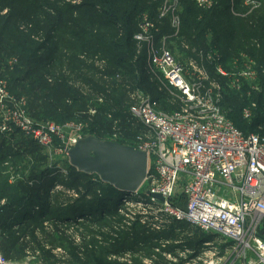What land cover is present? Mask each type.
I'll return each instance as SVG.
<instances>
[{
    "label": "trees",
    "instance_id": "1",
    "mask_svg": "<svg viewBox=\"0 0 264 264\" xmlns=\"http://www.w3.org/2000/svg\"><path fill=\"white\" fill-rule=\"evenodd\" d=\"M223 2H226V0H223ZM5 4L10 7L11 13L2 18L0 40L4 32L11 31V33L16 32L17 34L13 33L12 35L14 42L9 46L11 54L9 56H6V54L0 55V79L7 81L9 90L13 95L28 99L29 103H31L40 94H47L50 90L51 85L49 84L48 87L47 83L52 79L53 71L60 65L58 58L59 44L57 43L58 41L54 42L53 34L59 32L61 43L64 42V27H69V32L71 31L69 24L65 22V16L69 9L54 8V4L49 2V0H5ZM50 9H55V14L52 16L49 14ZM76 11L79 12V18L76 19L80 20L82 18V22L88 25V28H83L82 35L76 33L79 39L75 44V48L78 50L77 56L82 54V50L86 46L94 45V53L102 54L100 56L105 59L106 63L104 68L108 70L101 71L102 87H99L98 82L94 81V72H91L93 67L88 68L91 74L80 73L79 77L81 80H84L88 85L92 84L91 86L94 89L92 94L94 92L98 94L94 98V96L83 97L79 90L77 91L70 87L64 77L65 70L63 69L62 74L55 79V84H60L66 92H69L71 98L56 100L54 104L48 105L45 110L49 111V113L45 117L60 125H64L67 122L80 123L88 117V111L90 107H93L97 112V120L100 121L91 124L84 130L83 135L85 137L92 136L99 140H110L114 133L113 128L116 127L120 132L117 141L123 145L134 146V143L129 139L128 133L131 134L133 131L140 133L143 128L130 122L128 112L131 106L129 98L131 91L137 89L150 95L154 101L158 102L161 109L169 111V108H172V111L176 110L175 107H171L168 103L166 104L164 91H160V88L154 82L149 81L152 77L146 71V48H144V53L138 54L135 40V36L139 33L138 23L142 15L148 14L151 19H155L156 8L146 0H84L82 7L76 8ZM193 14L196 27L202 28V21H198L197 14L194 11ZM41 18L44 20L42 21ZM76 22L75 20L74 25H76ZM21 24L32 26L35 34L43 33L45 38L40 40L33 37L34 34H25L20 28ZM102 30L111 32L106 34ZM155 36L157 40H160L162 34L159 31ZM50 41L52 44H50ZM12 59L13 62L10 63ZM77 61L79 62L76 57L73 58L70 61V65ZM220 61L218 60L219 63H221ZM225 62H228V57L223 63ZM84 67L82 65L81 72L84 71ZM229 73L232 74V72ZM48 75L51 77L47 78ZM214 76L218 77L219 73H215ZM262 78L264 77L262 76ZM262 78H258L257 83L260 84L263 81L261 85H264V79ZM232 79L234 80V77L226 78L229 81H232ZM12 84L13 88L11 87ZM221 84L225 92L227 91L226 93H228L223 98V101L221 100V103H219L226 117L246 136L257 134L264 137V94L251 92L248 95L246 92L247 87L255 84L251 82L245 87L244 94H242L243 97L239 98V95L234 93L235 91L231 92L225 88L227 85L226 81ZM19 87L22 90L18 91ZM97 88L101 90L99 91ZM29 94L31 95L28 96ZM234 97L239 99L235 100ZM99 98H103V102H100ZM69 99L75 104L67 102ZM29 103L27 101V112L32 119H35L30 112ZM253 104L256 105L254 108L252 107ZM248 108L252 109V114L250 118L246 119L244 111ZM40 114H43V111ZM105 130L107 131L105 132ZM20 142L22 145L18 144L19 142L16 144L15 141L16 148L13 147L2 159L10 156L11 159H9L12 164L17 165L26 159L28 153L34 155L32 151L42 152L30 140L21 138ZM42 156H44L43 153L37 160L35 159L34 164L28 162L30 160H27L28 158L25 160L28 163L26 167L27 169L29 168L30 173L25 176L26 180L14 184V187H9L11 185L9 184V176L1 173L5 177L0 179V204L3 200H6V203L3 207H0V239L6 238L7 247L3 253L8 259L17 260L15 256L19 253L18 247L28 234L32 236L33 241H36L37 238L33 230L41 226L46 220L54 219L56 220L55 224L60 220L65 221V223L75 222L80 226L86 227L91 225V223L85 224L87 223L86 221L93 217L94 221L107 226H110L115 220H123L124 217L118 214L119 207H117V203L124 196H128V194L117 190L110 184L104 183L95 174L79 172L70 163H68L70 169L68 181H62L63 184L78 189L79 183L85 182L84 186L87 190L81 198L73 201V204L69 206L62 204V206L52 212L50 198H52L54 186L60 181L59 172L45 167L43 163L46 161V157ZM39 166L40 172L31 177V168L34 169ZM94 178L97 181L94 182ZM29 180L32 182L31 184L27 183ZM19 183L21 185H18ZM22 184L28 187L25 189V186L20 188L19 186H23ZM175 204L184 208V198L178 203L175 202ZM107 213L113 214V216L111 215L114 217L113 222L110 221L109 223L104 218ZM141 217L138 216L136 219ZM80 220H84V222H79ZM20 226L22 227L20 228ZM55 227L56 229L59 228L57 225ZM146 229V226L144 228L135 226L131 232L121 234L114 246L98 245L99 242L94 237L91 245L89 243L85 245L84 260L81 259L79 249L69 239L55 233L52 236V241L69 253L72 258V264H114L109 261L111 255L136 251L135 247L140 244L148 245L151 249L157 248L160 245L154 243V240L176 239L188 233L183 237V239L187 240L185 241V246L195 247L194 250L196 252L205 243L215 240V236L204 234L197 229L191 231L192 228L180 222H174L169 231L151 228L147 233ZM190 231L192 234H190ZM21 234L23 235L21 236ZM95 234L101 233L99 230H95ZM118 244L121 245L118 246ZM175 247L177 246L169 247V250L171 251ZM43 253L45 258L50 259V261L54 258L51 253L46 252L44 249ZM163 257H159L161 261L157 262V264H167ZM21 258L19 257L18 259L20 260ZM51 264L56 263L52 262Z\"/></svg>",
    "mask_w": 264,
    "mask_h": 264
},
{
    "label": "built area",
    "instance_id": "2",
    "mask_svg": "<svg viewBox=\"0 0 264 264\" xmlns=\"http://www.w3.org/2000/svg\"><path fill=\"white\" fill-rule=\"evenodd\" d=\"M150 28L149 23L141 25V32L135 36L139 53L141 44H148L147 74L160 76L167 89L178 91L182 106L178 111L166 113L151 96L140 90L130 92L128 113L130 122L142 126L146 136L137 148L148 155V175L135 193L142 201L133 204L123 199V203L125 207L143 211L141 216L150 219L153 229L165 226L162 218L173 217L174 222L215 236L224 248L229 245L233 254L244 258L243 264H247L249 253L264 264V137L243 134L221 110L219 97L202 92L200 85H192L175 55L164 49L163 43L156 44L147 36ZM219 72L234 77L232 81L239 77ZM257 81L258 78L253 86L264 94V85ZM26 106V99L11 94L7 81L0 79V132L11 136L18 133L22 139L34 142L47 157L49 168L64 173L59 158L63 156L70 162L69 152L86 138L83 132L87 127L73 122L63 126L36 122ZM92 112L96 113V109H91ZM251 114V108L244 111L246 119ZM73 130L77 134L70 142ZM118 138L115 133L109 141L118 142ZM26 159L17 165L10 161L0 164V172L9 176L10 184L25 179L29 170L25 168ZM28 162L34 164L31 159ZM65 189L59 186L56 192H66ZM152 195L165 201L161 203ZM183 198L184 208L175 204ZM125 200L131 204L127 206ZM215 245L214 241L205 243L204 249ZM0 264L30 262L8 259L0 253Z\"/></svg>",
    "mask_w": 264,
    "mask_h": 264
},
{
    "label": "rangeland",
    "instance_id": "3",
    "mask_svg": "<svg viewBox=\"0 0 264 264\" xmlns=\"http://www.w3.org/2000/svg\"><path fill=\"white\" fill-rule=\"evenodd\" d=\"M146 1L155 6L156 18L154 17L155 19H151L148 14L142 15L138 23L139 33L141 32V25L149 23L151 28L147 36L152 37L153 40L156 41V44L163 43V48L170 50L175 55L177 61L182 65L185 76L191 84L194 86L200 85V90L202 92L217 95L220 100L219 103H221V100L223 101V98L228 95V93H226L227 91L225 92L224 87L221 84L222 82L226 81L227 85L225 88L231 92L235 91L234 93L239 95V98H242L244 89L248 84L257 78H262V76L264 77V0H226V2H223V0ZM49 2L54 4V8L64 10L67 8L69 9L65 16V22L69 24L71 31L69 32V27H64L65 35L63 43H61L62 40L59 32H55L53 34L54 42L58 41L57 43L59 44L58 58L60 65H58L56 70L53 71L54 73L52 79H50V82L48 81L47 83L48 87L49 84L51 85L50 90L47 94H40V96L32 100L31 103H29L28 99H26V101L29 103L30 112L35 118L33 119L34 121L39 123L50 122L57 124L55 121L48 120L45 117V115L49 113V111H46L45 109L48 105L54 104L56 100L71 98L68 91L66 92L60 84H55V79L62 74V70H65L64 77L67 79V83L70 87H73L77 91L79 90L81 92L79 93L83 97L94 96L95 98L98 94L95 92L92 94L94 91L93 86H91L92 84L90 83L88 85L84 80L80 79L79 75L80 73L91 74L88 68L93 67L91 68V72H94V81L98 82L97 84L99 87H102L100 74L101 71H107L108 69L104 68L106 63L105 59H102L100 56L102 54L94 53V45L86 46L85 49L82 50V54L77 56L78 50L75 48V44L79 39L78 36H76V33L82 35L83 28H88V25L82 22V18H80L81 21L76 19L79 18V12L76 11V8H81L84 0H49ZM50 10L49 14L51 16L54 15L55 9ZM193 11L197 14L198 21H202V28L196 27ZM10 13L11 9L5 4V0H0V29L3 24L2 18L6 17ZM41 20L43 21L44 19L41 18ZM75 20L77 21L76 25H74ZM26 26L27 25L21 24L20 27L22 32L25 34H34L33 37L40 40L45 38L43 33L35 34L32 26ZM97 30L99 32L98 28ZM159 31L161 32L162 37L160 40H157L155 35L159 33ZM102 32L109 34L111 31L102 30ZM13 33H11V31L2 33L0 40V55L6 54V56H9L11 54L9 46L14 42L12 39ZM50 44H52L51 41ZM144 48H146L147 53V50H149L147 42L141 44L140 53H144ZM137 49L138 54H140L138 43ZM75 57L79 60V62L77 61L70 65V61ZM227 57L228 62L223 63ZM218 60H221V63H219ZM12 62L13 59L10 63ZM82 65L85 67L83 68L84 71L81 72L80 70ZM219 71L232 72L239 75V77H237L235 81H229L226 80L229 76L223 75ZM215 73H219V76H214ZM48 77L51 76L48 75L47 78ZM159 77L154 76L150 78L149 81L152 83L154 82L158 88L163 89L166 104L168 103L171 107H175L176 110L174 111L180 110L182 106L179 98L180 94L176 90L167 89L164 81ZM11 87L13 88V84ZM255 87L256 86L249 85L246 89L247 94L249 95L251 92L262 94V90L256 91ZM20 90H22L21 87L18 88V91ZM97 90L100 91L101 89L97 88ZM30 95L31 94L28 96ZM239 98L234 97L235 100H238ZM98 100L103 102V98H99ZM67 102L75 104V102L71 99L67 100ZM91 109H93V107H90V110ZM159 109L166 113L174 112L171 110L172 108H169V111L161 109L160 105ZM90 110L88 111V117L80 122L86 127L100 121L97 120V112L90 113ZM41 111H43V114H40ZM109 118H111V116H109ZM66 124L73 123L67 122ZM113 129L114 133L112 135V139L114 138L115 133L118 134V137L120 135L119 129H116V127ZM106 131L107 130H105V132ZM66 132L69 133V130L67 129ZM133 133H128L129 139L134 143V146L138 147L146 140L145 133H138L134 131ZM76 134L77 133L74 130L71 131L70 142L75 140ZM20 140L21 135L18 133L11 136L10 134L0 132V164H4L7 161L11 162L10 156L6 159L2 158L7 152H10L13 147L16 148V144L18 142V144L22 145ZM32 152L34 155L32 153H28L26 157L28 158L27 160L31 159L34 163L35 159L37 160L38 157L42 155V152ZM59 161H61V168L65 170V172L59 174L60 181L56 183L53 188L54 194H52V198H50L52 212L59 208V206H62V204L64 206L73 204V201L81 198L83 193L87 190L84 186L85 182L79 183L80 186L78 189L71 188L66 186V184H63L62 181H68V174H70L68 163L71 164V162H68V158L63 156H60ZM43 164L47 168L50 167V164L47 162V157ZM32 169L33 168H31V177L41 170L40 166L34 168L33 170ZM1 173L3 172H0V179L5 177L3 176L5 174L2 175ZM29 173L30 171L28 170V175ZM24 180L26 179H23L22 181ZM27 183L31 184L32 182L29 180ZM14 184L16 183L9 185V187H14ZM18 185L21 184L19 183ZM22 185L23 186L19 187L23 188L25 186L24 189L28 187L24 184ZM59 186L65 187L67 191L69 190V192H56L59 189ZM75 194H78V197ZM127 198H130V201H132L133 204L136 201H142L137 195L133 197L129 195L123 197V199ZM123 199L117 203V207L121 208L120 210L118 209V214L124 216L123 220L119 219L114 221L112 213H107L104 217L107 221H109V223L110 221H114L110 226L99 224L94 221L93 217L92 219H89V221H86L87 223L85 224L91 223V225L86 227L80 226L75 222L65 223V221L62 220L56 222L55 224L54 222L56 220L52 219L44 221L41 226L35 228L34 230L31 228L37 238L36 241H33L32 236L29 234L27 237H24V241H21L18 247L19 253L15 256V258L19 260L18 258L22 257L19 261H29L30 264H51L52 262H55L56 264H72V258L69 253L63 247H59L52 241V236L55 233H58L60 236L73 242V245L79 249L81 259L83 260L85 259V245L87 243L91 245V241L94 237L98 240V245L114 246L117 240H119L121 234L124 232H131L135 226H138V228H144L146 226V231L148 233L152 228L150 225V219L148 220L145 217L136 219V217L142 215L143 211H139L136 208L125 207ZM125 202L127 201L125 200ZM5 203L6 200H3L0 207H3ZM128 204L131 203L128 202ZM37 216L39 217V215ZM172 220H174L173 217L162 218V222L165 226H161L160 230L169 231L171 226L174 224V221ZM82 221L84 222V220H80L79 222ZM56 225L59 227L58 229H56ZM21 227L22 226H20V228ZM93 229L96 231L99 230L101 234H95V230ZM23 234H21V236ZM185 235H187V233L176 239L166 238L154 240V243L160 245L157 248L151 249L148 245L140 244L135 247L136 251H127L118 255H111L109 257V261L114 264H157V262L159 263L161 261L159 257L164 256L163 258H165L164 260H166L165 263L167 264H243L244 258L237 256V253L233 254L232 248L229 249L228 247L229 245L222 249L223 243L221 244L220 240L215 238V246L205 250L203 245L200 250L196 252L194 250L195 247L185 246V241H187L183 239ZM120 245L121 244H118V246ZM175 245L177 247L172 248L170 251L169 247ZM6 247V238L0 239L1 254L5 255L3 252H5L4 249ZM43 249L54 256L51 261L50 259L45 258ZM249 262L251 264H261L260 259L256 255L250 253L246 256V263L249 264Z\"/></svg>",
    "mask_w": 264,
    "mask_h": 264
},
{
    "label": "water",
    "instance_id": "4",
    "mask_svg": "<svg viewBox=\"0 0 264 264\" xmlns=\"http://www.w3.org/2000/svg\"><path fill=\"white\" fill-rule=\"evenodd\" d=\"M71 165L79 172L95 174L117 190L135 194L148 175V155L135 146L88 136L69 152ZM161 203L165 200L152 195Z\"/></svg>",
    "mask_w": 264,
    "mask_h": 264
},
{
    "label": "bare ground",
    "instance_id": "5",
    "mask_svg": "<svg viewBox=\"0 0 264 264\" xmlns=\"http://www.w3.org/2000/svg\"><path fill=\"white\" fill-rule=\"evenodd\" d=\"M128 195L131 196V197L135 196V194H128ZM127 199L130 200V198H127ZM127 199H126V200H127ZM126 203H128V201H127ZM127 205H130V204H127Z\"/></svg>",
    "mask_w": 264,
    "mask_h": 264
},
{
    "label": "crops",
    "instance_id": "6",
    "mask_svg": "<svg viewBox=\"0 0 264 264\" xmlns=\"http://www.w3.org/2000/svg\"><path fill=\"white\" fill-rule=\"evenodd\" d=\"M133 91H137V89H134ZM132 92V91H131ZM130 94V93H129ZM129 98H130V95H129ZM143 132V131H142ZM193 229H191V231H192ZM190 231V234H192V232ZM178 232H180L179 230H178ZM188 234V233H187ZM184 235V234H183Z\"/></svg>",
    "mask_w": 264,
    "mask_h": 264
}]
</instances>
